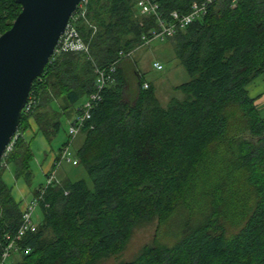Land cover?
Listing matches in <instances>:
<instances>
[{"label": "trees", "instance_id": "1", "mask_svg": "<svg viewBox=\"0 0 264 264\" xmlns=\"http://www.w3.org/2000/svg\"><path fill=\"white\" fill-rule=\"evenodd\" d=\"M202 1L160 4L167 16L188 14ZM85 8L77 29L90 57L70 52L50 60L17 134L34 119L51 143L61 117L77 115L94 91L96 69L137 49L157 27L135 0H88ZM21 10L15 0H0V36ZM169 40L191 78L176 88L183 98L162 106L152 86L143 89L139 72L136 92L128 90L126 60L120 62L76 153L91 186L65 180L47 188L43 219L20 242L13 264H94L121 253L136 226L154 219L161 227L176 220L175 243L147 246L121 264H264V119L247 91L264 75V0H218ZM33 160L31 144L19 136L6 160L16 180L31 182ZM4 171L0 166V255L22 219Z\"/></svg>", "mask_w": 264, "mask_h": 264}, {"label": "rangeland", "instance_id": "2", "mask_svg": "<svg viewBox=\"0 0 264 264\" xmlns=\"http://www.w3.org/2000/svg\"><path fill=\"white\" fill-rule=\"evenodd\" d=\"M125 65L122 64V71L125 76L128 90L135 91L138 88V81L136 79L135 66L132 61L136 62L138 70L144 78V81L152 86L153 90L156 92V96L162 106H166L171 99H182V92L176 90L180 85L190 81V76L187 73L184 66L177 59L175 54L174 45L170 40L160 41L154 40L149 45L139 48L133 52V55L127 59ZM155 63H160L163 66V70H157L154 67ZM136 92V91H135ZM92 94V93H91ZM89 94V96L91 95ZM82 103L78 105V108ZM59 105V102L56 103ZM55 108L58 109V106ZM75 116V115H74ZM52 117V115H51ZM72 119H67V117L62 116V128L57 136L51 143L47 140L45 135L40 131V126L36 123L34 119H30L29 128L18 133V137L25 136L31 141V150L34 155V160L32 162V179L28 184L24 179L14 180L15 168L12 165L5 167V176L8 174V170L12 174V190L13 197L15 200H19L17 196L16 189L19 187H25L30 192L28 199L34 195L35 190H37L41 185L45 184V177L43 175L44 165L49 161L53 160L60 153V148H63V144L67 143L69 138V127ZM35 131V132H34ZM37 131V132H36ZM35 133L36 137H35ZM33 136L34 138H30ZM44 136V137H43ZM84 134H79L78 137L71 143L70 150L76 158V153L78 149L84 142ZM66 145V144H65ZM59 176L64 179H69L72 181L85 180L91 186V180L82 165L73 166L72 164L63 163L58 169ZM57 172V176H58ZM59 178V177H58ZM60 180V179H59ZM16 181V182H15ZM9 182V181H8ZM181 214L178 213L173 218L178 219ZM43 219L41 210L38 208L33 216V221L35 224H39ZM176 220L171 221L173 225H166L161 227L157 219L150 222H143L136 226L133 230L130 239L123 251L117 255H102L100 256L94 264H121L134 261L141 251L147 247L152 246L156 243L167 244V246H172L175 243V229L174 227ZM158 241V242H157ZM19 259L18 255H13L7 264H13Z\"/></svg>", "mask_w": 264, "mask_h": 264}, {"label": "water", "instance_id": "3", "mask_svg": "<svg viewBox=\"0 0 264 264\" xmlns=\"http://www.w3.org/2000/svg\"><path fill=\"white\" fill-rule=\"evenodd\" d=\"M22 8L0 36V161L17 134L34 81L41 77L82 0H15Z\"/></svg>", "mask_w": 264, "mask_h": 264}, {"label": "built area", "instance_id": "4", "mask_svg": "<svg viewBox=\"0 0 264 264\" xmlns=\"http://www.w3.org/2000/svg\"><path fill=\"white\" fill-rule=\"evenodd\" d=\"M218 0H204L201 3L193 4L191 11L188 14H180L177 11L170 12L165 16L162 11L160 0H135L136 6L141 15L152 16L156 19L157 27L151 29L149 34L142 36V44L137 47L138 50L141 47L149 45L154 40L165 41L172 38L177 32L185 30L188 26L194 23L199 18L206 15L209 7ZM88 0H82L79 4L76 12L70 18V21L66 27L64 34L61 36L52 58L62 55L63 53H83L90 57L89 44L86 43L77 29V22L80 18L86 17V8ZM120 54L119 58L109 67L104 69H96V81L94 91L78 108V114L74 116L73 121L69 127L70 140L63 146L58 156L55 157L53 167L45 174V184L39 190V195L34 198L30 203L22 205V219L19 229L14 236H8L6 239V245L0 255V264H7V261L21 250L20 242L29 234L37 231L38 225L34 223L33 216L35 211L44 202V194L50 186L59 185L61 181L57 176V172L63 163L72 164L77 166L79 160L75 158L74 154L70 150L71 143L75 138L81 134L86 124L91 119V112L96 104L101 99V91L115 82V76L117 74L118 66L120 62L131 57L133 52ZM51 58V59H52ZM50 59V60H51ZM154 67L157 70H162V65L155 63ZM149 84L144 82L143 89H148ZM37 99L34 95H29L23 114H29L34 106H36ZM18 134H16L7 145L0 166L7 167V158L14 149ZM45 208H49V204L44 205ZM28 252V251H27ZM18 255V254H17Z\"/></svg>", "mask_w": 264, "mask_h": 264}, {"label": "crops", "instance_id": "5", "mask_svg": "<svg viewBox=\"0 0 264 264\" xmlns=\"http://www.w3.org/2000/svg\"><path fill=\"white\" fill-rule=\"evenodd\" d=\"M125 62L127 63L128 61H125ZM125 62L123 63V66L125 65ZM132 62H133V64H130V65H134L135 66V72H139V74H141V72L138 70V67L135 65L136 62H134V61H132ZM158 64H160V63H158ZM247 91H248L250 97L256 100V104L258 106V110H259L260 116L264 119V75L258 77L253 82H251L247 86ZM65 117H67V116H65ZM73 117L74 116H72L71 118L67 117V119L69 120V119H72ZM36 134H38V133H35V137H36ZM30 138H34V137L30 136ZM25 139L27 140V142L31 141V139L27 138L26 136H25ZM54 160H55V158L53 160L49 161L46 165H44V170H43L44 177H45V174L48 171H50L51 168L53 167ZM4 174H5V172H4ZM4 174H3V180H4V182L8 185V187L12 191L14 189V187H12V183H11V181H12L11 171L8 170L7 176H5ZM58 177H59L60 181L69 180V179L61 178L59 176V172H58ZM13 179L16 180L15 176H13ZM16 186H18L17 189H16L17 196L19 197V200H21V201L16 200L18 203H21L22 205H25L27 203H30L34 199V195L31 196V199H28L29 198L28 195H30V192L27 189H25L24 186L23 187H19V185H17V184H16ZM12 195H13V193H12Z\"/></svg>", "mask_w": 264, "mask_h": 264}]
</instances>
